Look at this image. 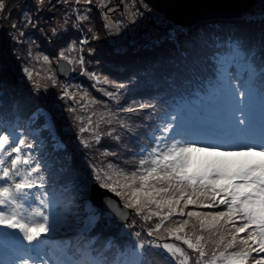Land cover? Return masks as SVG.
<instances>
[{
    "label": "snow or ice",
    "instance_id": "6c2138e0",
    "mask_svg": "<svg viewBox=\"0 0 264 264\" xmlns=\"http://www.w3.org/2000/svg\"><path fill=\"white\" fill-rule=\"evenodd\" d=\"M216 6L183 24L149 0H32L18 23L0 0V264H264V0ZM153 18L159 55L122 77L103 37ZM56 116L70 161L46 150L68 147Z\"/></svg>",
    "mask_w": 264,
    "mask_h": 264
},
{
    "label": "trees",
    "instance_id": "16d2710c",
    "mask_svg": "<svg viewBox=\"0 0 264 264\" xmlns=\"http://www.w3.org/2000/svg\"><path fill=\"white\" fill-rule=\"evenodd\" d=\"M5 2L12 9L11 17L13 18V21L14 22H18V23H23V17L21 16V13L24 11V6L26 4L32 3V0H5ZM95 2H96V0H94V3ZM57 14H59V13H57ZM115 16L116 15H114V17ZM97 21H99V17L98 16H97ZM42 22L47 24V18L45 17ZM0 27H2V26H0ZM26 31H34V30L27 29ZM38 35H39V33L36 32L35 35L33 36V39H35L36 36H38ZM105 39H107L108 42ZM113 42L114 41H112V39L110 38L109 35H106V36L103 37V42H102V44L100 46V50H101V53L103 54L105 52L104 50L107 49L108 53H106V55H108V56H102V59H104L105 62H106V59H109L111 64L106 62L109 65H113L114 61L118 62L116 65H118L120 67V69H121L120 75L122 77L127 75L128 72L143 70L150 61H152L153 59H155V57L157 55H159V51L156 52V54L151 53V52L149 53V52L141 51L139 53L137 52L135 55H133L131 53V51H129L128 53H124L121 50L120 51H116L115 47H114L115 44ZM37 45H39V41L38 40H37ZM120 47L121 48H125V47H128V45L127 44H126V46L120 45ZM77 73L78 72H74V75L77 74ZM85 78H87V77L82 76L80 79L84 81ZM61 80L65 81L63 79H61ZM135 95H136V98L139 99L140 94L137 93ZM93 97H95L96 99H99V100H103L100 97V93L99 92H95ZM123 99H125V98H123ZM127 100H128V103H132V101L130 99L127 98ZM121 103H122V100H121ZM109 106L111 107V105H109ZM97 108L99 110L100 106H97ZM56 124H57V129L59 130L58 134H60V126L63 129H66V131H67V132L65 131V133L63 134V139H64V142L68 145L67 149L70 151L69 154L71 155L72 154V150L74 148V142H73V138H72L71 133H69V131H68V127L66 125V122H65L64 119H61L60 123H56ZM73 131H75V129H73ZM85 135L87 136V133ZM102 143L111 144L112 142L107 140V139H105L104 141H102ZM97 155H100L99 152L97 153ZM101 158L104 159V157H101Z\"/></svg>",
    "mask_w": 264,
    "mask_h": 264
},
{
    "label": "water",
    "instance_id": "95a60500",
    "mask_svg": "<svg viewBox=\"0 0 264 264\" xmlns=\"http://www.w3.org/2000/svg\"><path fill=\"white\" fill-rule=\"evenodd\" d=\"M149 2L162 16L166 15L173 22L183 24H196L205 19H213L227 11V9L216 6L222 0H149ZM59 75L62 78L70 79L71 73L67 75L59 73Z\"/></svg>",
    "mask_w": 264,
    "mask_h": 264
},
{
    "label": "rangeland",
    "instance_id": "374dc122",
    "mask_svg": "<svg viewBox=\"0 0 264 264\" xmlns=\"http://www.w3.org/2000/svg\"><path fill=\"white\" fill-rule=\"evenodd\" d=\"M255 1L256 0H253V1H251L250 3H255ZM248 3V2H247ZM118 14H116V16L115 17H117L118 18ZM120 30V29H119ZM119 30H117V31H119ZM108 37V36H107ZM107 42H108V40L107 39H105ZM112 41H114L113 43L115 44V50L116 51H120L122 48L120 47V45L118 44V41L117 40H112ZM106 42V43H107ZM126 48V47H125ZM105 49V48H104ZM38 50V49H37ZM105 52L102 54V56H108V55H106V53H108L107 52V49H105L104 50ZM117 60V59H116ZM106 62H108V63H110L111 64V62L109 61V59H106ZM118 62H116V61H114L113 62V64L114 65H116ZM42 65L40 64V63H37L36 65H35V70L36 71H40L41 72V75H43V71H42ZM46 70V69H45ZM52 70L53 71H57V67H56V64H55V62L53 63V66H52ZM78 72V71H77ZM82 76H80L78 73L77 74H75L72 78L74 79V81H72L71 83H73V84H79V85H81L82 86V88L83 89H85L88 93H89V95L91 96V97H93L94 96V94H95V92H98L97 90H96V88L95 87H93V82L91 81V80H89L88 78H85L84 79V81L83 80H81L80 78H81ZM104 87H107V86H104ZM100 93V97L103 99V101H106L107 102V97H105V96H103V94L101 93V92H99ZM35 108H45V109H47V105H45V104H41V103H37L36 105H34L33 106V110L35 109ZM45 119H46V117H45V115L43 114V113H39L38 114V116H37V119H36V126L37 127H40V126H42L43 124H44V122H45ZM56 123H60V120H61V118L59 117V116H56ZM56 126H57V124H56ZM65 131H66V129H63L61 126H60V134H58L59 133V130L57 129V135H58V137H59V139L60 140H64L63 139V134L65 133ZM67 132V131H66ZM43 135H44V137L46 138V141H47V145L46 146H48L49 144H50V146H52V148H54V145L57 143V141L56 140H54L53 138H52V136L48 133V132H44L43 133ZM60 156L61 157H63L64 159H68L69 161H70V157H71V155L69 154L70 153V151L67 149L66 151H64V150H62V151H60ZM102 159V158H101ZM108 159H111V158H108Z\"/></svg>",
    "mask_w": 264,
    "mask_h": 264
},
{
    "label": "bare ground",
    "instance_id": "6f19581e",
    "mask_svg": "<svg viewBox=\"0 0 264 264\" xmlns=\"http://www.w3.org/2000/svg\"><path fill=\"white\" fill-rule=\"evenodd\" d=\"M251 1H253V0H246V3L247 2L250 3ZM256 2H259V0H256Z\"/></svg>",
    "mask_w": 264,
    "mask_h": 264
}]
</instances>
